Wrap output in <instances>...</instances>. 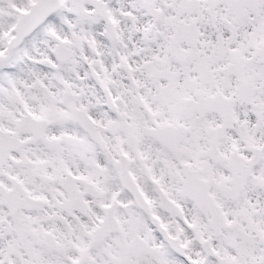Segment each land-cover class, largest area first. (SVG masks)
<instances>
[{"label": "snow or ice", "instance_id": "6c2138e0", "mask_svg": "<svg viewBox=\"0 0 264 264\" xmlns=\"http://www.w3.org/2000/svg\"><path fill=\"white\" fill-rule=\"evenodd\" d=\"M0 264H264V0H0Z\"/></svg>", "mask_w": 264, "mask_h": 264}]
</instances>
